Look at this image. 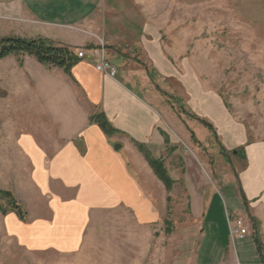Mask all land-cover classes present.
I'll return each instance as SVG.
<instances>
[{
	"label": "crops",
	"instance_id": "1",
	"mask_svg": "<svg viewBox=\"0 0 264 264\" xmlns=\"http://www.w3.org/2000/svg\"><path fill=\"white\" fill-rule=\"evenodd\" d=\"M223 33L242 35L248 43L237 48L206 41V35ZM8 37L45 38L73 48L75 55L103 46L117 75L97 72L87 59L78 60L70 76L29 57L0 60V191L11 193L25 213L21 220L14 211H0V264L45 253L72 257L89 226L104 216H128L138 232L132 242L142 243V231L149 233L167 211L165 194L177 180L166 165L174 182L167 192L136 144L159 159L173 144L170 133L184 138L191 131L163 101L158 85L162 95L165 87L177 96L182 113L211 126L227 151L239 150L243 210L257 220L264 244V189L258 186L264 178V116L258 114L264 107L251 106L244 114L254 116L243 117L241 108L229 111L219 93L202 85L210 77L206 67L222 66L223 55L210 51L244 50L253 58L254 40L262 61L250 66L264 70V0H0V40ZM95 113L104 114L113 135L89 121ZM183 185L195 223L181 243L195 246L192 264L264 260L252 228L243 240L232 238L219 215H206L210 209L202 203L199 182ZM162 189L163 211L146 195ZM117 258L124 260L125 252Z\"/></svg>",
	"mask_w": 264,
	"mask_h": 264
},
{
	"label": "rangeland",
	"instance_id": "2",
	"mask_svg": "<svg viewBox=\"0 0 264 264\" xmlns=\"http://www.w3.org/2000/svg\"><path fill=\"white\" fill-rule=\"evenodd\" d=\"M205 37L208 43H215V45L219 42L222 44L230 42L235 47L242 48L244 43H248L242 35L223 33ZM252 43L253 58L244 50L210 51L212 56L219 53L223 55L222 66L206 67V73L210 77L206 76V82L202 84L206 90L219 93L229 111L233 107L241 108L240 113L243 117L254 116L244 114L251 106L254 109L264 107L262 100L259 99V94L264 88V70L258 66L253 68L250 66L254 60L262 61L260 43L257 44L256 40ZM224 47L226 45H221L222 49ZM193 68L197 69V67ZM170 84L173 85L174 90H180L176 83L170 82ZM158 87L163 101L179 117L181 125L185 122L184 128L186 129V126L190 128L198 143L190 140L189 134L181 138L175 133H170L173 144L165 146L160 152L159 159H163L165 167L166 165L169 167L177 180L171 192L165 194V197L169 198V203L161 220L156 225L150 226L149 233L142 231V243H133L132 235H137L138 232L132 229L128 216L119 218L116 216L112 217L113 219L104 216L98 221L99 225L93 222L89 226L82 249L76 255L68 257L45 253L27 259H15L14 264H123V262L125 264H192L194 261L192 250L195 246L192 247L190 244L188 249L185 243H181V237L186 231H192L195 223L190 216L189 196L185 191L183 180L190 181L194 185L199 182L202 203L209 205L207 210L210 209L206 215H209V219H216L219 215L227 234L230 228L237 225V222L247 229L252 228V223L243 210V201L239 193L241 188L237 182V177L244 166L239 150L227 151L213 132L197 123L198 120L194 116L189 118L185 112L182 113L183 109L179 108L180 100L175 94H171L172 92L164 87L163 92L167 95H162L161 86L158 85ZM258 115L260 118L264 116V114ZM200 182H204L205 186H202ZM258 186L264 189V178L260 180ZM146 195L151 197L155 206L163 211V189L157 194L147 193ZM191 203L192 207H199L193 196ZM214 204L218 205H215L217 206L215 209ZM205 220L201 223L204 224ZM167 229L170 233H167ZM148 234L155 237V241L148 243L145 240ZM259 241L264 257V244L261 239ZM133 246L136 248L134 249ZM119 251L125 252L124 260L117 258Z\"/></svg>",
	"mask_w": 264,
	"mask_h": 264
},
{
	"label": "trees",
	"instance_id": "3",
	"mask_svg": "<svg viewBox=\"0 0 264 264\" xmlns=\"http://www.w3.org/2000/svg\"><path fill=\"white\" fill-rule=\"evenodd\" d=\"M16 56L21 59L29 57L34 59L46 70L61 69L65 75L70 76V71L77 63L78 59L74 54V49L66 45L55 44L45 38H20L8 37L0 40V60L7 56ZM89 121L99 126L101 131L107 135H113L116 131L111 127L104 114L95 113L89 117ZM209 131L213 132L211 126L201 122ZM191 140L195 141L193 134L190 131ZM196 144L197 141H195ZM138 150L143 155L144 159L152 169L157 179L163 184L166 191H170L173 186V181L169 177L162 159H155L149 151L143 146L136 144ZM0 199L5 201L6 206L1 207L0 211L5 214L7 209L14 211L21 220H24L25 213L16 205L11 193L0 191ZM169 203V198H167ZM252 223L254 239L258 249H260V238L258 235V222L254 218H249ZM167 233H170L167 229Z\"/></svg>",
	"mask_w": 264,
	"mask_h": 264
},
{
	"label": "built area",
	"instance_id": "4",
	"mask_svg": "<svg viewBox=\"0 0 264 264\" xmlns=\"http://www.w3.org/2000/svg\"><path fill=\"white\" fill-rule=\"evenodd\" d=\"M76 57L78 60H92L94 61V68L97 72L102 73L110 78H115L117 75V69L110 64L105 58V52L103 46H97L89 49H80L77 51ZM230 234L232 238L237 240H243L248 234V230L237 222L234 228H230ZM256 264H264L259 262Z\"/></svg>",
	"mask_w": 264,
	"mask_h": 264
},
{
	"label": "water",
	"instance_id": "5",
	"mask_svg": "<svg viewBox=\"0 0 264 264\" xmlns=\"http://www.w3.org/2000/svg\"><path fill=\"white\" fill-rule=\"evenodd\" d=\"M119 146H115V149H117Z\"/></svg>",
	"mask_w": 264,
	"mask_h": 264
}]
</instances>
